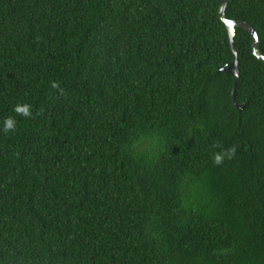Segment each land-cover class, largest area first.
Masks as SVG:
<instances>
[{"label": "trees", "instance_id": "trees-1", "mask_svg": "<svg viewBox=\"0 0 264 264\" xmlns=\"http://www.w3.org/2000/svg\"><path fill=\"white\" fill-rule=\"evenodd\" d=\"M219 7L0 0V264H264V61L235 27L239 111ZM224 13L264 54V0Z\"/></svg>", "mask_w": 264, "mask_h": 264}, {"label": "water", "instance_id": "water-1", "mask_svg": "<svg viewBox=\"0 0 264 264\" xmlns=\"http://www.w3.org/2000/svg\"><path fill=\"white\" fill-rule=\"evenodd\" d=\"M227 2L228 0H220V7H219L218 13H219L220 19L225 25L227 39H228L230 48L233 53V58L230 62L226 63L223 66L222 70L226 73H229L235 76V79L232 85L231 99H232L233 104L240 111L242 107L244 106V104H241V105L237 104L234 98V90H235L238 77H239L238 60H237V54H236V50L234 47V39H233L234 34H235V27H242L250 33L252 52L258 59L264 61V54H262L258 49V35H257L255 28L251 24H249L248 22L242 19H231L225 16L224 12H225V7H226Z\"/></svg>", "mask_w": 264, "mask_h": 264}, {"label": "clouds", "instance_id": "clouds-1", "mask_svg": "<svg viewBox=\"0 0 264 264\" xmlns=\"http://www.w3.org/2000/svg\"><path fill=\"white\" fill-rule=\"evenodd\" d=\"M50 87L52 89L58 90V92L62 95L64 90L60 86V82L58 81H53L50 84ZM13 111L16 113L18 116H22L24 118H33V113H32V107L31 105L27 103L23 104H16L14 106ZM39 114V113H37ZM17 120L15 116H8L3 120V128L2 131L5 135H8L9 133H14L17 130ZM213 148L220 149L219 151L213 152V163L216 166H220L224 163L225 160H232L236 156L237 148L238 145H232L231 147L225 149L222 144L220 143H215L213 145Z\"/></svg>", "mask_w": 264, "mask_h": 264}]
</instances>
